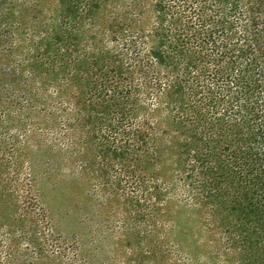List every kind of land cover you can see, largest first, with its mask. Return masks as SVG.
Returning a JSON list of instances; mask_svg holds the SVG:
<instances>
[{"label": "trees", "instance_id": "16d2710c", "mask_svg": "<svg viewBox=\"0 0 264 264\" xmlns=\"http://www.w3.org/2000/svg\"><path fill=\"white\" fill-rule=\"evenodd\" d=\"M42 153L145 220L151 264H264V0H0V197L37 219L0 227V264H89Z\"/></svg>", "mask_w": 264, "mask_h": 264}, {"label": "rangeland", "instance_id": "374dc122", "mask_svg": "<svg viewBox=\"0 0 264 264\" xmlns=\"http://www.w3.org/2000/svg\"><path fill=\"white\" fill-rule=\"evenodd\" d=\"M50 158L51 154H40L33 162L31 174L36 177L35 192L51 233L77 244L81 257L89 264H151L146 255L136 254L131 245L146 234L145 220L124 219L125 210L98 193L92 179L77 171L75 162L64 165L58 160L48 169L44 163L48 165ZM25 165L19 171L22 174L28 172ZM26 220L37 219L30 212H23L16 202L0 197V227L6 223L16 227ZM170 251L162 264H174L180 258L178 252Z\"/></svg>", "mask_w": 264, "mask_h": 264}]
</instances>
